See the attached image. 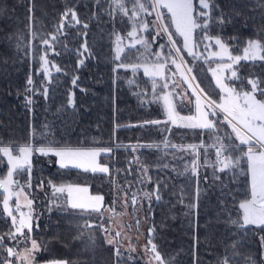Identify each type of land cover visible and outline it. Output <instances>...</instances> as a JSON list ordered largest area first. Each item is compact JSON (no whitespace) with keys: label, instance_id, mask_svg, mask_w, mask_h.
<instances>
[{"label":"trees","instance_id":"16d2710c","mask_svg":"<svg viewBox=\"0 0 264 264\" xmlns=\"http://www.w3.org/2000/svg\"><path fill=\"white\" fill-rule=\"evenodd\" d=\"M126 2L130 8L131 0ZM193 3L196 12L200 11L198 0ZM209 3L216 5L212 17L223 15L225 22L209 23L207 34L220 36L234 53L250 40L264 43V0ZM110 5L111 0H0V146L31 143L34 147L112 149L111 153L102 154L108 160L109 173L63 168L51 154L34 153L31 188L27 187L28 173L16 175L33 199L31 238L39 248L34 250L32 264L58 259H65L67 264H160L150 250L151 244L156 246L163 264H224L225 260L228 264H264V229L241 226L243 210L239 204L251 195L247 161L242 159L238 167L220 171L212 146L216 135L225 144L239 143L223 122V114L214 118L216 133L165 123L163 101L153 95V77L145 74L144 67L155 61L154 54L161 51L159 45L167 47V36H157L153 43L155 33L150 23L149 31L143 33L148 49L141 44L130 47L132 41L127 33L132 22L118 10L113 12L114 18L110 17ZM68 8L75 10L80 23L65 21L61 34L57 26ZM160 11L164 13L163 22L170 23L167 10ZM146 19L152 22L156 18L152 15ZM169 31L177 47H181L183 39L174 26ZM116 34L124 37L119 60ZM195 34L200 40L203 32L197 28ZM51 35L57 37L50 41L54 51L41 43L42 39L50 40ZM85 43L87 52L81 56ZM45 51L50 61V78L41 71L39 57ZM182 53L192 65L203 92L219 100L221 91L206 64ZM81 58L83 66L78 65ZM121 64L128 67H119ZM130 65H137L136 70ZM55 67L61 71L56 72ZM234 70L240 79L230 80L231 83L250 89L247 81L255 79L264 88V61L242 59ZM30 76L34 95L26 92ZM164 76L168 88L163 92L171 91L176 111L193 112L191 90L169 82L173 77L178 84L175 66L169 63ZM73 77H79L76 86L72 84ZM155 81L156 94L162 95L164 80L156 77ZM43 87L48 90L47 96ZM71 93L75 94L74 107ZM256 95L261 98L259 92ZM154 120L161 123H148ZM6 161L0 154V178L9 169ZM41 181L42 188L38 187ZM63 184H87L92 192L103 194L102 214L71 208L67 194L54 192L52 187ZM157 184L159 200L154 195ZM125 191L137 197L135 207L128 204L131 213L142 215L151 260L124 252L107 240L110 218L104 213L105 208L119 211ZM144 193L152 194V198L149 200ZM3 198L0 189V236L5 237L0 261L11 259L12 264H20L19 255L9 257L6 248L14 247L19 254L21 247L31 242L22 236H17L18 244L17 240L9 241L7 234L14 229L11 217L3 210ZM127 199L130 201L131 195ZM16 218L18 221L19 216Z\"/></svg>","mask_w":264,"mask_h":264},{"label":"snow or ice","instance_id":"6c2138e0","mask_svg":"<svg viewBox=\"0 0 264 264\" xmlns=\"http://www.w3.org/2000/svg\"><path fill=\"white\" fill-rule=\"evenodd\" d=\"M99 3V0H97ZM200 11L196 12L193 0H131V7L127 6L126 0H111L110 7L113 11L108 14L113 17L114 11H119L122 16L127 17L132 22V29L127 33V38L132 41L130 47H135L136 44H141L145 49H148L147 38L143 33L148 32L150 23L152 24L151 31L155 33L152 37L154 43L157 36H167V47L165 45H159L161 51L154 54L155 61L152 65L145 66L144 72L146 75L153 77V95L156 100H162L163 106L166 112L167 120L165 123L176 124L178 127L188 129H199L202 131L218 132L217 121L214 119L218 113L223 114V122L231 128V132L234 134V139L238 144H225L219 135L215 136V142L212 145L216 149L217 162L220 164V171H224L226 168L238 167L241 159H246L248 169L251 174V195L250 199H246L239 204V208L243 210L241 226H257L264 229V88L258 86V81L255 79L248 80L250 90H237L236 87L230 86L224 83V73L230 72V76L227 77L230 80H239L240 77L237 71L234 70L233 65L239 63L241 59L244 60H261L264 61V43L260 40H250L247 42V46L244 48L243 56H232L229 53L228 45L225 44L218 36L210 37L207 35L209 23L225 22L223 15H219L217 18H213L211 13L216 5L209 3V0H198ZM160 9H166L169 14L170 23H164V13ZM155 16V21L149 22L147 16ZM70 18V19H69ZM65 21L69 24H79L80 20L77 13L73 8H68L61 16L59 25L57 26V32L62 34ZM174 26L175 32L183 38L182 46L177 47L176 41L173 39V33L169 31V28ZM84 28H87V24H83ZM197 28H200L203 32L201 36V42L211 41L214 39L215 45L219 46V52H212V57H218L220 61H224L227 57L228 62L217 63L216 68L210 69L212 75L215 77L216 85L223 93L217 100L212 99L203 89L199 87L197 83L193 87L191 79L187 76L183 77V82L187 84L188 89H191V95L194 97V106L196 115L181 116L175 108V104L171 98L172 94L163 92V89L168 88L167 78L164 76L165 69L170 63L175 66L177 70L180 69L181 64L184 63L182 51L187 55L192 56L193 59L198 57V53L194 51L198 47V43L194 37V32ZM35 38V33H33ZM57 39L56 35H51L49 39H42L41 43L47 46L48 50H52L51 42ZM124 37L116 34L117 43V56L116 59H120V52L123 49L120 44L123 42ZM51 41V42H50ZM205 48L209 45H203ZM83 52H87V44L81 46ZM55 54V53H54ZM39 60L42 64L41 71L47 74L50 78L51 73L49 70L50 61L47 59V51H45ZM179 60V62H178ZM207 60V58H205ZM84 60L81 58L78 61L79 66H83ZM119 67H128L124 64ZM133 71L136 70L137 65H130ZM56 72H60L59 67H55ZM188 73H191V68L187 69ZM175 76L176 73L172 72ZM160 77L164 80L161 86L162 95L156 94V81L155 78ZM79 77H73L72 84L76 86ZM174 87H179L176 81H172ZM28 87L26 92L35 94V85L31 76L27 80ZM43 94L47 96V88H42ZM259 92L261 98H257L256 93ZM74 93H71L73 99L70 101L74 107ZM178 96L187 95L186 93H178ZM203 96V101H202ZM28 103H32L31 99H28ZM183 102V100H181ZM213 117L210 119L209 117ZM177 121L180 123L177 124ZM153 125H159L161 121H150ZM167 143V142H165ZM203 146V145H201ZM241 146H245L241 149ZM195 149V146H189ZM239 150V155L233 157V153ZM111 148H57L51 146H38L34 147L31 143L23 146H0V154L2 157L7 158V164L9 169L4 178H0V189L3 190V210L7 212L11 217V223L14 231L7 234L9 241L17 240V236H22L24 239L30 240L31 248L26 249V255L21 256L20 259L32 264V253L34 250H38L39 245L35 239L31 238L32 232V210L31 205L33 200H27V206L29 212L26 214L20 211L19 198L23 194L24 186L20 185L18 181L14 180V175L21 173H28L27 187L31 188V157L33 153H37L42 156H48L49 154L59 157L60 167L67 168L70 165L77 168H83L85 171L109 173V168L106 165H100L97 162V157L103 153H111ZM14 152L16 153L14 155ZM227 153V155H225ZM224 157L221 159V157ZM195 164L193 165V171H195ZM38 187H43V181L40 182ZM54 192L63 193L67 191L68 199L71 201L70 206L73 209L91 210L98 214L101 213L103 196H89L87 188H79L73 186H60L56 187L52 185ZM130 187V186H129ZM131 195L129 201L127 197ZM155 199L159 200V184L154 186ZM15 196L17 199L15 211L19 212V220L13 215L14 209L9 206L10 199ZM144 196L149 200L152 198V194L144 193ZM124 203H131L133 207L138 203L137 197L134 193L125 191L123 193ZM137 225L139 220H137ZM232 223H239L238 221H232ZM27 231V235H25ZM151 231V230H150ZM121 233L117 232L116 236H120ZM4 236H0V246H4ZM20 241L17 240V244ZM109 243H112L110 240ZM151 252L154 254V258L163 264V259L160 253L157 251L156 246L151 244ZM7 255L9 257L17 256L14 247L6 248ZM0 264H12V260L0 261ZM224 264H228L227 260Z\"/></svg>","mask_w":264,"mask_h":264},{"label":"rangeland","instance_id":"374dc122","mask_svg":"<svg viewBox=\"0 0 264 264\" xmlns=\"http://www.w3.org/2000/svg\"><path fill=\"white\" fill-rule=\"evenodd\" d=\"M207 35L210 36V37H213V38L217 37L215 35H209V34H207ZM194 37H195V39H196V41H197V43L199 45L198 47H196L194 49V51H196L198 53V57L197 58H198V60L203 61L206 64V66H207L209 71H210V69L216 68L217 63L228 62L227 61V57H225L224 61H220L218 57H212L211 56L212 52H219L220 51L219 46L215 45L214 39L211 40V41H203V42H201V37L199 38L200 40H198V37L195 34V32H194ZM218 37L225 44H227L220 36H218ZM182 42H183V40H182ZM205 44L209 45V47L205 48L203 46ZM244 48L240 52L234 53V52H232V50L230 49V47L228 45L229 53L232 56H243L244 55V51H243ZM182 55H183L184 63L181 64V67H180L179 70L176 69L177 72H178V76H179L177 81H178L179 87H181V88L185 87V85L187 86V84L183 82V77L184 76H187L189 78V80L191 79L192 76L195 77L192 65L186 59L185 54L182 53ZM205 58H207V60H205ZM178 62H179V60H178ZM151 65L152 64H149L148 66L150 67ZM235 65L236 64L233 65V68H234ZM188 68H191V73H188V71H187ZM210 73L212 74L211 71H210ZM164 75H165V72H164ZM229 76H230V72H225L224 73V77H225L224 83L229 84L230 86L236 87L237 90H241V89H243L245 91L250 90L249 88H243V87L240 88V87L236 86V84L231 83L230 79L227 78ZM212 77L214 79V82L216 83L215 77L213 75H212ZM173 80H174L173 77H171L169 82H172ZM192 83H193V87H195V85L197 84L196 77H195V80L192 81ZM170 93H171V91H170ZM222 95H223V93L221 92V96ZM171 98H172V96H171ZM257 98H259V97L257 96ZM172 100H173V98H172ZM175 100L176 99H174L173 103L175 102ZM188 102H189V100H188ZM217 102H219V100H217ZM179 114L181 116L196 115V111L194 110L193 112H190V113H183V114L179 113ZM209 118L212 119L211 116ZM179 123L180 122L177 121V124H179ZM65 147H67V146H60V147H57V148H65ZM70 148H79V147H70ZM88 148H92V147H85L83 149H88ZM99 149H104V148H99ZM238 153H239V150H238ZM15 154L16 153L14 152V155ZM102 154H105V153L102 152L97 157V162H98V164L106 165L109 168L108 160H106ZM52 156L54 157L56 163L59 164V157H56L54 155H52ZM31 161H32V157H31ZM33 166H34V163L32 161V167ZM70 167H73V166L70 165ZM81 169H83V168H81ZM250 176H251V174H250ZM13 179L17 181L16 175H14ZM21 185H23V184H21ZM60 186H65V187L73 186V187H79V188H87L88 189V193L87 194L89 196H93V197L94 196H103V198H104L103 194L92 192L90 187H89V185H87V184H67V185L63 184V185H59V186H56V187H60ZM65 193L67 194V201H68V204L70 205L71 201L68 199L67 191H65ZM27 200H33V199H31V197L29 196L27 191L25 189H23V194L19 198V205H20V211L24 212L26 214L29 212V208L27 206ZM121 201H122V204H120L121 208L119 209V211H113L111 209V207H109V206H107L105 208V212L104 213L106 215H108L109 218H110V226H109V229H108V232H107V240H108V242L111 240L112 243H110V244L118 246L124 252H129L132 255H135L137 257H143L146 260H151L152 256L149 255V247H148V243L146 241L145 227H144V225L142 224V221H141L142 220L141 219L142 215H140V212H137L135 214L131 213L130 208H129V204L128 203L127 204L124 203L123 197H121ZM16 203H17V199H16L15 196H13L10 199V201H9V206L12 209H14L13 215L14 216L18 215L19 216V212L15 211ZM104 206H105V199H103V201H102L101 209H103ZM31 210L33 211V204L31 205ZM19 218H20V216H19ZM137 220H139V224L138 225L136 223ZM117 232H120L121 235L120 236H116ZM30 248H31V245H29L28 248H24V250H23L24 253L21 254V256L26 255L25 250L26 249H30ZM33 256H34V253H32V260H33ZM39 264H67V261L65 259L47 260V261H42Z\"/></svg>","mask_w":264,"mask_h":264},{"label":"flooded vegetation","instance_id":"af4514ba","mask_svg":"<svg viewBox=\"0 0 264 264\" xmlns=\"http://www.w3.org/2000/svg\"><path fill=\"white\" fill-rule=\"evenodd\" d=\"M29 245H31V243H29L28 245H26V246H23V247H21V249H20V251H19V261H20V264H26L27 262L26 261H24V260H21L20 259V257H21V254H23L24 253V248H28L29 247ZM33 253H34V251H33ZM33 258H34V256H33Z\"/></svg>","mask_w":264,"mask_h":264}]
</instances>
